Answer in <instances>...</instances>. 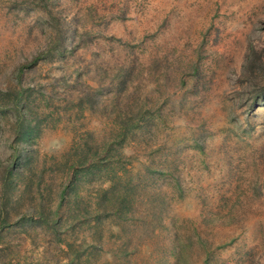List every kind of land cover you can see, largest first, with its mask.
<instances>
[{"label":"rangeland","instance_id":"374dc122","mask_svg":"<svg viewBox=\"0 0 264 264\" xmlns=\"http://www.w3.org/2000/svg\"><path fill=\"white\" fill-rule=\"evenodd\" d=\"M0 264H264V0H0Z\"/></svg>","mask_w":264,"mask_h":264},{"label":"clouds","instance_id":"9594fccd","mask_svg":"<svg viewBox=\"0 0 264 264\" xmlns=\"http://www.w3.org/2000/svg\"><path fill=\"white\" fill-rule=\"evenodd\" d=\"M60 147H62V146L57 143L56 148L59 149Z\"/></svg>","mask_w":264,"mask_h":264}]
</instances>
